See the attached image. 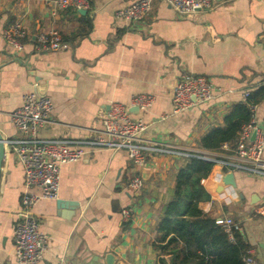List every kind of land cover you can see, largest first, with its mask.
Wrapping results in <instances>:
<instances>
[{
    "label": "crops",
    "instance_id": "0c3cea01",
    "mask_svg": "<svg viewBox=\"0 0 264 264\" xmlns=\"http://www.w3.org/2000/svg\"><path fill=\"white\" fill-rule=\"evenodd\" d=\"M138 0H90V9L53 15L48 0H0V132L18 131L11 113L26 93L53 99L52 120L43 138L84 139L102 128L111 103L129 104L138 94L154 95L147 111L134 114L149 124L145 139L198 147V140L224 124L246 92L264 90V0H218L194 14H179L162 0L140 23L117 11ZM21 20L27 32L23 51L15 52L3 32ZM58 30L68 48L41 51L36 35ZM204 76L217 95L208 103L173 114L174 88L183 73ZM264 123V100L252 119ZM227 153V151H225ZM183 158L166 155L136 165L124 150L101 149L62 166L59 199L39 201L32 213L48 237L39 264H99L107 253L117 264H160L169 256L157 249V223L172 199ZM214 166L205 187L211 200L200 203L211 216L232 217L259 264H264V218L255 208L264 199V177L236 171L235 185ZM140 176V191L129 188ZM24 167L6 148L0 188V264H18L14 228L24 194ZM33 191L40 192L38 187ZM74 201L63 207L58 201ZM134 211L124 221L122 209ZM170 264V263H169Z\"/></svg>",
    "mask_w": 264,
    "mask_h": 264
},
{
    "label": "built area",
    "instance_id": "2783aa9c",
    "mask_svg": "<svg viewBox=\"0 0 264 264\" xmlns=\"http://www.w3.org/2000/svg\"><path fill=\"white\" fill-rule=\"evenodd\" d=\"M154 1L138 0L117 11L116 16L131 23H140L152 11ZM162 1L172 6L179 14H194L212 8L218 0ZM48 3L52 6L53 15L66 8L89 10L91 7L90 0H48ZM3 35L16 53L24 50L23 40L27 37V32L21 20L13 22L4 30ZM36 39L41 51L69 47L60 32L55 29L39 32ZM216 96L206 77L184 72L174 88L173 114L208 103ZM248 96L249 92H246L244 97ZM153 103L152 94L135 95L129 104L113 102L102 119L101 129H94L87 138L72 140L41 137L40 129L54 122L53 99L36 92L23 95L20 106L11 113V120L18 135L5 140V147L14 154L25 172L22 208L14 228L15 258L18 264H39L48 249V237L40 230V224L32 213L33 206L43 199H59L62 166L79 162L94 151L124 150L136 165H146L149 159L158 155L173 159L198 157L214 163V166H221L227 173L242 171L264 177V123L253 117L250 123L243 126L233 147L228 143L218 151L183 147L175 143L143 138L149 124L141 118H135L131 108L137 107L139 112L147 111ZM143 185V178L135 176L128 186L133 191H140ZM33 187H38L40 192L33 191ZM254 212L264 218V199ZM133 214L131 207L122 209L124 221H130ZM216 223L228 231L241 228L240 223L232 217H217ZM230 237L233 239V234ZM244 262L259 264L251 249L248 250Z\"/></svg>",
    "mask_w": 264,
    "mask_h": 264
},
{
    "label": "trees",
    "instance_id": "16d2710c",
    "mask_svg": "<svg viewBox=\"0 0 264 264\" xmlns=\"http://www.w3.org/2000/svg\"><path fill=\"white\" fill-rule=\"evenodd\" d=\"M263 100L264 90L249 92L245 102L233 105L222 126L212 128L198 140V148L218 151L225 143L233 147L243 126L252 120V107ZM182 161L172 199L157 223L156 247L169 256V261L161 258L160 264H244L251 246L242 226L228 231L200 207L201 202L211 200L205 182L214 163L198 157Z\"/></svg>",
    "mask_w": 264,
    "mask_h": 264
},
{
    "label": "water",
    "instance_id": "95a60500",
    "mask_svg": "<svg viewBox=\"0 0 264 264\" xmlns=\"http://www.w3.org/2000/svg\"><path fill=\"white\" fill-rule=\"evenodd\" d=\"M81 13H87V10H80ZM39 94V93H38ZM42 95V94H39ZM131 111L134 114L139 113V109L137 107L131 108ZM254 138V136H253ZM5 137L3 134L0 132V188H1V177H2V165L5 159L6 155V147H5ZM224 183L228 185H235L236 186V180H235V173L234 172H228L224 175L223 177ZM74 201H62L59 200L58 204L62 205L63 207H68V206H74L73 204ZM99 264H117V257L113 253H107L105 256H102L97 260Z\"/></svg>",
    "mask_w": 264,
    "mask_h": 264
},
{
    "label": "rangeland",
    "instance_id": "374dc122",
    "mask_svg": "<svg viewBox=\"0 0 264 264\" xmlns=\"http://www.w3.org/2000/svg\"><path fill=\"white\" fill-rule=\"evenodd\" d=\"M222 168V167H221ZM223 169V168H222ZM224 170V169H223Z\"/></svg>",
    "mask_w": 264,
    "mask_h": 264
}]
</instances>
